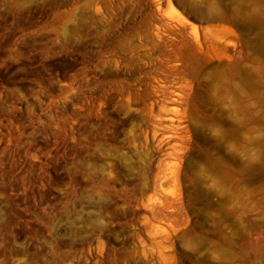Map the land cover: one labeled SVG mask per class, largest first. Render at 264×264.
<instances>
[{
  "label": "rangeland",
  "instance_id": "obj_1",
  "mask_svg": "<svg viewBox=\"0 0 264 264\" xmlns=\"http://www.w3.org/2000/svg\"><path fill=\"white\" fill-rule=\"evenodd\" d=\"M0 264H264V0H0Z\"/></svg>",
  "mask_w": 264,
  "mask_h": 264
}]
</instances>
